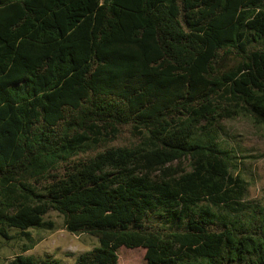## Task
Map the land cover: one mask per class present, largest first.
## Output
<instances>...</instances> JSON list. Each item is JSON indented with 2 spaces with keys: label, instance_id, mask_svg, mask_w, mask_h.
<instances>
[{
  "label": "trees",
  "instance_id": "trees-1",
  "mask_svg": "<svg viewBox=\"0 0 264 264\" xmlns=\"http://www.w3.org/2000/svg\"><path fill=\"white\" fill-rule=\"evenodd\" d=\"M239 116L264 128V0H0V236L56 211L97 239L74 264H264ZM30 248L0 264H63Z\"/></svg>",
  "mask_w": 264,
  "mask_h": 264
},
{
  "label": "rangeland",
  "instance_id": "rangeland-1",
  "mask_svg": "<svg viewBox=\"0 0 264 264\" xmlns=\"http://www.w3.org/2000/svg\"><path fill=\"white\" fill-rule=\"evenodd\" d=\"M220 137L223 144L235 153L236 169L246 181V199L264 202V128L253 123L248 117L239 116L220 122ZM128 126L120 129L110 145H128L134 142ZM44 219L52 222V228L28 229L29 239L16 229H9L10 238L0 236V262L6 263L21 252L24 245L31 248L24 254L36 258L51 256L63 264H74L77 256L98 245L97 239L86 233L68 232L62 215L49 211ZM117 264H147L145 249L121 246L117 250Z\"/></svg>",
  "mask_w": 264,
  "mask_h": 264
}]
</instances>
